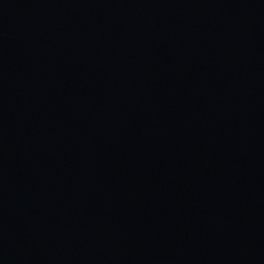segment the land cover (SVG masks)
Instances as JSON below:
<instances>
[{"label":"water","instance_id":"obj_1","mask_svg":"<svg viewBox=\"0 0 264 264\" xmlns=\"http://www.w3.org/2000/svg\"><path fill=\"white\" fill-rule=\"evenodd\" d=\"M0 264H264V0H0Z\"/></svg>","mask_w":264,"mask_h":264}]
</instances>
